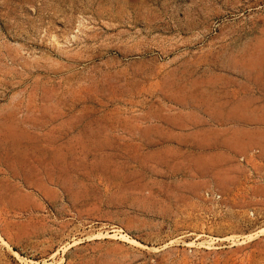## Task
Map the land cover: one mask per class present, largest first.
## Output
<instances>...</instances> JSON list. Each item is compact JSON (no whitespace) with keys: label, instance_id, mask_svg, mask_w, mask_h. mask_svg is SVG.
Instances as JSON below:
<instances>
[{"label":"rangeland","instance_id":"374dc122","mask_svg":"<svg viewBox=\"0 0 264 264\" xmlns=\"http://www.w3.org/2000/svg\"><path fill=\"white\" fill-rule=\"evenodd\" d=\"M0 264H264V0H0Z\"/></svg>","mask_w":264,"mask_h":264}]
</instances>
